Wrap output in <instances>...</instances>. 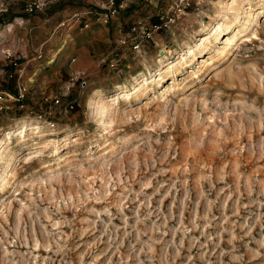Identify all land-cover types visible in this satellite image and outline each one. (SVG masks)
<instances>
[{
  "label": "rangeland",
  "instance_id": "1",
  "mask_svg": "<svg viewBox=\"0 0 264 264\" xmlns=\"http://www.w3.org/2000/svg\"><path fill=\"white\" fill-rule=\"evenodd\" d=\"M106 1L0 0V264H264V0H147L175 21L78 66Z\"/></svg>",
  "mask_w": 264,
  "mask_h": 264
},
{
  "label": "crops",
  "instance_id": "2",
  "mask_svg": "<svg viewBox=\"0 0 264 264\" xmlns=\"http://www.w3.org/2000/svg\"><path fill=\"white\" fill-rule=\"evenodd\" d=\"M146 1L147 0H127L125 7L120 9L116 17L111 18L107 23H103L97 18L99 8L96 9L95 7H90L89 9L78 12L76 10L80 7L74 6V11L69 10V13L77 15V18H75L72 22V25L80 22V18L83 13H86L88 18L87 23L83 26L84 29H86L87 39L84 44H87L88 46V53H86L85 48L82 47V50H77L74 54H72L73 58L75 57L74 61L77 62L76 64L78 66H83V63H86L88 66L98 65V62L103 57L109 56L111 52L109 51V49H111V42L114 40V37L118 35L120 29L128 30L137 19L143 18L149 23L156 22L158 20V15L161 13V7L159 6L157 8H153V6H149V8H147V4L144 5ZM66 11L67 10H65V12ZM65 15L60 13L58 14L60 17ZM54 24L53 30L55 31L59 23ZM151 39H153V37ZM89 46L92 47V51L89 50ZM64 48V44H62L59 49L63 51Z\"/></svg>",
  "mask_w": 264,
  "mask_h": 264
},
{
  "label": "built area",
  "instance_id": "3",
  "mask_svg": "<svg viewBox=\"0 0 264 264\" xmlns=\"http://www.w3.org/2000/svg\"><path fill=\"white\" fill-rule=\"evenodd\" d=\"M192 0H174L173 8L174 12L178 14H183L185 8L191 5ZM45 6L43 1H38L34 6H30L28 12L41 10ZM122 7V3H118V0H107L106 2L100 3L101 8V20L103 23H107L111 18L115 17L120 8ZM176 17L170 16L168 13L166 16L161 15L159 20L148 24L147 21L140 19L133 23L130 31L125 34L121 39L120 43H124L127 40H132V45L134 49L140 48V44L143 40H149L153 37V34L159 32L163 29H167V27L174 22ZM115 63H111L110 66L114 67ZM11 97L7 92L0 91V108H2V102L4 101V97ZM12 98V97H11ZM17 100H23V93H19L16 96Z\"/></svg>",
  "mask_w": 264,
  "mask_h": 264
},
{
  "label": "bare ground",
  "instance_id": "4",
  "mask_svg": "<svg viewBox=\"0 0 264 264\" xmlns=\"http://www.w3.org/2000/svg\"><path fill=\"white\" fill-rule=\"evenodd\" d=\"M241 2V1H240ZM241 4V3H240ZM239 3H238V0H233L231 3H230V5H229V8L231 9V11H239ZM228 6V5H227ZM228 8V7H227ZM229 11V10H228ZM254 13V12H253ZM237 14H238V12H237ZM240 15V14H239ZM255 17H256V15L255 14H252L251 13V15L249 16V19H247V20H245V21H243L240 25H241V29L240 30H237V31H235V33L232 35V36H230V37H228L226 40H225V42L226 43H224L225 45H224V47H223V49H222V53L223 52H225L226 50H228V49H230L232 46H234V44H235V40H236V38L237 39H240V40H242V41H246V42H250L251 40L248 38L249 36L246 34V32H247V30H249L250 29V27H251V25H252V20L253 19H255ZM228 18V17H227ZM255 21V20H254ZM253 21V22H254ZM217 26H215L212 30H211V33L213 32V34H217L218 33V31H220L223 27H225V30H226V32H229L230 30V28H229V26L228 25H224L223 23H221V22H218V24H216ZM251 32H252V30H251ZM253 33V32H252ZM255 36L256 35H254L253 37L255 38ZM252 38V37H251ZM207 39H208V37H206V36H202V38H201V44H205V42H207ZM216 39V38H215ZM187 52V54L189 55V54H191V52H192V50L191 49H189L188 51H186ZM227 52V51H226ZM220 53V52H219ZM181 60H184V57L181 59ZM175 61V60H174ZM180 62H182V61H179V62H170V63H168V67L166 68V69H164L163 70V68H161V69H159V72H157V73H155V75H154V79H156L155 78V76L157 75H160L161 73H163V72H167L168 70H172L173 68H177V66L179 65V63ZM206 62V61H205ZM204 62V63H205ZM171 64V65H170ZM181 64V63H180ZM151 83V82H150ZM145 86H148V82H147V80L145 79V80H142V82H139L137 85H135V87H133V89H134V93H137V92H139L140 90H142V89H144L145 88ZM174 89V86L173 85H171V86H169V87H166V88H164L163 89V93H162V95L165 97V96H167L166 94H168V92L170 91V90H173ZM122 96H124L125 98H129L130 96H129V94L128 93H126V94H123ZM102 100V99H101ZM102 102V101H101ZM104 106V105H103ZM102 106V107H103ZM102 111V114H104V115H106L105 113H106V111H107V109H105V107L101 110ZM19 133V132H18ZM17 133V134H18ZM9 134H10V132H9ZM12 134H14L13 132H11V134H10V136H9V138L11 139V135ZM16 135V134H15ZM3 182H4V178H2L1 179Z\"/></svg>",
  "mask_w": 264,
  "mask_h": 264
}]
</instances>
